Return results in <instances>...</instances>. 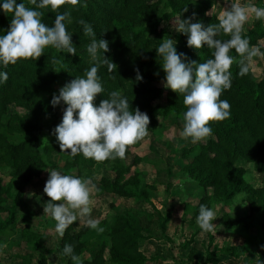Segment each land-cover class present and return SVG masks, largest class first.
<instances>
[{
	"label": "trees",
	"instance_id": "trees-1",
	"mask_svg": "<svg viewBox=\"0 0 264 264\" xmlns=\"http://www.w3.org/2000/svg\"><path fill=\"white\" fill-rule=\"evenodd\" d=\"M257 1L258 7H264V0ZM22 2L34 7L30 0H17L18 4ZM216 2L81 0L76 7L65 5L59 10L71 11L72 22L67 24V28L72 34L73 46L77 51L75 55L49 46L38 60L21 59L6 69L0 65V72L8 73L7 82H0V239L8 240L19 235L18 244L25 246L23 253L14 254L18 259L14 264H50L49 253L53 250L46 243L50 236L35 227L38 213L27 200L25 191L26 186L48 172L46 169L93 177L101 165L113 174L100 178L102 192L137 201L145 200L154 207L150 191L157 190L159 184L148 183V170L139 165L151 164L155 160V142L151 143L147 154L138 152L136 143L128 148L125 159L97 163L93 159H85L82 154L71 157L67 152H61L53 134L66 107L63 102L56 106L51 104L54 94L58 95L64 84L76 76H83L84 69L91 66L86 50L90 41L83 35L79 20L83 19L92 25L97 39L109 42L110 51L105 56L117 65L113 73H109L106 66L99 68L98 75L104 93L97 95L95 104L98 106L111 91H120L128 99L130 108L134 110L139 107L149 115L148 132L159 135L168 120L171 123L170 120L174 118V124L179 122L183 125L182 116L186 111L183 96L166 89L162 84L166 74L156 47L163 39L171 38L166 23L175 17H193V13L196 14L193 22H202L205 26L217 23V12L205 15L215 7ZM2 3L3 0H0V5ZM186 7L188 11L183 12ZM40 11L44 13L42 22L53 26L55 13L50 8ZM11 18V14L4 13L0 7V34H6ZM173 35L178 53H184L189 59L199 62L211 58V50L206 45L196 50L188 47L187 35L177 31ZM243 35L249 38L251 45L264 44V21L254 19L244 26ZM220 38L228 37L222 35ZM261 51L264 52V46ZM230 54L239 59L234 49ZM53 56L58 60L55 64L51 61ZM137 69L142 80L136 79ZM230 71L231 89L225 90L221 96L231 105L230 118L211 122L212 135L209 138L195 144H182L176 166L201 190L195 205L184 204V213H191L194 221L201 204L213 209L217 205L230 206L236 200H241L247 205L248 213L234 215L233 212H224L222 220L228 229L238 230L246 239L242 244L226 242L220 246L215 242L214 234L208 232V240L202 244L203 258L198 260L199 251L193 245L196 232L192 233L178 247L188 251L184 261L186 259L189 264H211L222 257L244 256L251 252L255 243L251 233L253 228L259 230L264 250V183L261 186L253 185L247 178L248 170L239 164L245 160L252 163L256 171L264 172V77L258 78L253 70L241 77L238 63H233ZM163 98L164 101H160ZM11 105L22 108L23 112H10ZM173 144L171 141L168 145V155H161L164 157L163 162L169 160L170 156H176L178 150ZM173 150L175 153L172 155ZM128 157L132 158L131 162ZM5 176L10 180L6 182ZM47 199L50 198L47 196ZM19 206L26 208L22 218L17 212ZM112 206L115 208L114 204ZM172 215V211L155 214L132 206L118 208L115 214L99 220L103 232L86 225L75 230L74 225H70L64 236L60 237L58 254L67 260L66 264H73L70 256L62 255L65 244H71L74 254L81 257L82 264H169V259H178L173 256L174 246L164 248L166 254L157 251L153 254L143 245L146 241L150 243V240H165L171 245L175 244V238L168 234ZM255 217H259L262 223L256 224L253 221ZM19 223L23 225L20 233ZM86 252L90 254L89 258H84ZM36 254L38 260H35ZM174 263L179 264L177 261Z\"/></svg>",
	"mask_w": 264,
	"mask_h": 264
},
{
	"label": "clouds",
	"instance_id": "clouds-1",
	"mask_svg": "<svg viewBox=\"0 0 264 264\" xmlns=\"http://www.w3.org/2000/svg\"><path fill=\"white\" fill-rule=\"evenodd\" d=\"M80 2L30 0L34 7H29L23 2L18 4L17 0H3L0 7L12 18L6 34H0V65L6 69L21 59L38 60L49 46L75 55L77 51L73 46L72 34L67 28V24L72 22L71 11L59 10L65 5L76 7ZM47 8L55 13L53 26L42 22L44 13L40 10ZM187 11L186 7L183 12ZM213 12L214 6L205 15H212ZM195 15L193 13V17ZM193 17H176L172 27L187 35L188 47L200 50L206 45L211 50V58L204 62L189 59L186 54L177 52L173 38L163 39L156 50L166 74L163 86L183 96L186 111L182 116L184 124L181 135L195 144L212 135L211 122L230 118L231 105L221 96L225 90L231 89L230 69L233 63H238L239 75L243 77L252 70L255 57L264 58L261 51L264 44L251 45L249 38L243 35L244 25L250 18L264 21V7L242 4L241 0H225V7L217 15V23L205 26L202 22H193ZM79 24L83 27V35L90 41L86 50L91 66L84 69L83 76H76L64 84L58 95L54 94L51 104L56 106L63 102L66 107L53 134L60 151L67 152L71 157L82 154L85 159H93L97 163L125 159L128 148L148 135L150 117L139 107L134 110L130 108L128 99L120 91H111L98 106L95 104L97 95L104 93L99 68L106 66L108 72L113 73L117 65L105 56L110 51L109 42L97 39L92 25L85 20H79ZM222 35L228 38H220ZM233 49L238 60L230 54ZM51 61L53 64L58 62L55 56ZM110 78L115 79L114 76ZM136 79H143L138 69ZM7 80L8 73L0 72V82ZM46 170L50 175L43 191L50 199L44 205V214L55 220L54 232L63 237L78 218L87 227L103 232L99 220L91 218V196L95 188L93 179L62 174L55 169ZM215 219L214 210L201 204L196 217L199 228L215 234ZM62 255L70 256L73 264H82L81 257L74 254L71 244H65Z\"/></svg>",
	"mask_w": 264,
	"mask_h": 264
},
{
	"label": "rangeland",
	"instance_id": "rangeland-1",
	"mask_svg": "<svg viewBox=\"0 0 264 264\" xmlns=\"http://www.w3.org/2000/svg\"><path fill=\"white\" fill-rule=\"evenodd\" d=\"M242 4H255L259 5L257 0H241ZM256 5V6H257ZM260 6V5H259ZM264 6V3H263ZM225 7V0H217L216 5L214 7V11L219 14L220 11ZM176 18V17H175ZM172 18L166 26L171 33V38H173V34H175V30L172 27ZM254 18H250L249 21L244 25L248 26L252 23ZM252 70L258 78L264 77V61L261 57H255L253 59ZM160 101H164V98ZM10 112H23L22 108H18L15 105L10 106ZM168 120V124L164 123L161 134L153 135L151 132H148V135L143 138V140L137 142L136 150L141 152V154H147L152 146L151 143L155 142V151L153 154V158L155 159L151 164H142L139 165L142 169L148 170L147 182L148 183H158L159 187L157 190L150 191L151 201L154 202V207L147 203L145 200L134 201L129 198H121L113 194H108L102 192V186L100 183V178L103 175L113 174L110 171H106L105 168L101 165L97 167L93 177V183L95 184V188L92 192L91 200H92V213L91 218L100 220L107 215L115 214L118 208L132 206V208H139L140 210H145L147 212H161L165 214L168 211H172L173 215L171 216V221L169 222L168 234L175 238V244L171 245L167 243L165 240H154L153 245L147 247L150 251H153V254L157 251L162 254H166L164 248H172L173 256H177L178 259H169L167 262L169 264H178L174 262H179V264H189L186 263V259L184 261V257H187L188 251H182L179 247V243L182 242L185 238H189L192 233L196 232L195 243L193 244L197 251H199V255L197 256L198 260H202L201 253L203 251L202 244L208 240V232L202 231L196 223V220H192V215L184 213L185 211V203H191L195 205L198 200V196L201 194L200 188L196 186V184L186 176L185 173H182L178 170V166L176 163L177 159H180V149L182 144L191 142L190 138H184L181 133L183 130V125L181 123L174 124V118ZM162 122V120H161ZM170 140V141H169ZM169 141V142H167ZM171 141L174 142L173 147L177 148V154L175 151H171L172 155L175 153V157L170 156L169 160H164V157L161 155L169 154L168 145L171 144ZM184 141V142H183ZM160 152H162L160 154ZM166 153V154H165ZM156 156V157H155ZM160 158H158V157ZM132 158L128 157V161L131 162ZM62 162V161H61ZM60 162V163H61ZM171 163V164H170ZM240 165L244 166L247 170V178L253 183L255 186H261L264 183V172H259L254 169L252 163L247 162L245 160H241L239 162ZM170 171H169V169ZM134 169V167H133ZM132 169V171H133ZM61 172V170L56 169ZM62 173V172H61ZM1 174V173H0ZM50 173L47 172L41 179H35L32 184L25 187L26 198L30 201L32 208L38 213L37 219H35V227L39 230H42L49 234V238L46 241L47 246L53 251L49 253L50 264H66L67 260L58 254V248L60 245V236L54 232L55 229V220L47 214H44V205L49 201L47 199V195L44 193L43 189L45 183L49 177ZM10 178L5 176V181H9ZM168 188V190H167ZM111 204H114L111 207ZM212 210H214L216 214V219L213 221L216 232L213 235L215 237V242L223 245L226 242H230L233 244H242L245 242V236L240 233L238 230H230L226 227L225 222L222 220V214L224 212H233V214H246L248 213L247 205L241 200H236L230 206H222L217 205ZM17 212L19 213V217L22 218L23 214L26 213V208L19 206L17 208ZM183 212V213H182ZM182 213V215H181ZM5 215V214H4ZM3 215V217H4ZM254 222L256 224H261L262 221L259 217H255ZM75 230H80L85 223L81 222L80 219L73 223ZM22 223L18 224L19 233L22 230ZM252 236L254 238V246L251 252H248L244 256L240 258H227L222 257L221 259L215 260L211 264H264V250L263 245L260 243L259 238V230L257 228H253L251 230ZM20 239L19 235L14 236L8 240L0 239V264H14L18 259L14 256L16 252H24L25 246L18 244V240ZM90 254L85 253L84 258H89ZM176 257V258H177ZM35 260H38V256L36 254ZM163 262V261H160ZM148 264H154L148 262ZM190 264H194L193 262Z\"/></svg>",
	"mask_w": 264,
	"mask_h": 264
},
{
	"label": "crops",
	"instance_id": "crops-1",
	"mask_svg": "<svg viewBox=\"0 0 264 264\" xmlns=\"http://www.w3.org/2000/svg\"><path fill=\"white\" fill-rule=\"evenodd\" d=\"M151 197V196H150ZM130 199H132V200H134L135 202L137 201V200H135V199H133V198H130ZM153 206V205H152ZM137 209H139V208H137ZM140 210V209H139ZM142 211V210H141ZM151 245H153V240H150V243L148 242V241H146L145 243H144V247H150ZM149 252H151V253H153V251H150L149 250ZM227 258H230V257H227Z\"/></svg>",
	"mask_w": 264,
	"mask_h": 264
}]
</instances>
